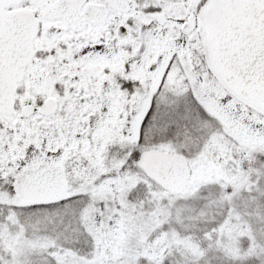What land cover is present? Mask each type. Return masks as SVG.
<instances>
[{
  "label": "snow or ice",
  "instance_id": "6c2138e0",
  "mask_svg": "<svg viewBox=\"0 0 264 264\" xmlns=\"http://www.w3.org/2000/svg\"><path fill=\"white\" fill-rule=\"evenodd\" d=\"M0 264H264V0H0Z\"/></svg>",
  "mask_w": 264,
  "mask_h": 264
}]
</instances>
